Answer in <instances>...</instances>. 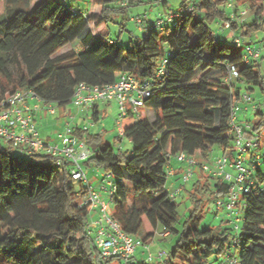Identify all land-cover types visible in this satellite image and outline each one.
I'll use <instances>...</instances> for the list:
<instances>
[{"label":"trees","instance_id":"obj_1","mask_svg":"<svg viewBox=\"0 0 264 264\" xmlns=\"http://www.w3.org/2000/svg\"><path fill=\"white\" fill-rule=\"evenodd\" d=\"M2 1L0 95L29 89L44 102L64 108L81 83L102 87L132 76L138 86L150 84L151 94L140 112L126 114L138 117L122 128L131 148L115 149L99 134L72 128V135L90 152L84 165L101 167L113 181L109 213L121 230L145 245L160 230L176 236L166 257L147 261L134 255L130 264H208L211 256L217 264L232 245L230 253H238V264H264V161L253 173L250 192L241 196L245 215L231 240L227 229L199 228V194L212 190L213 197H225L230 183L201 169L188 192L181 229L176 227L177 202L166 188L168 165L180 152L194 156L215 144L229 151L232 101L240 93L254 101V87L264 90L261 54L244 59V47L251 44L247 38L264 32L263 1L189 0L176 11L158 13L153 21L146 14L137 15L133 21L142 35L127 44L110 37L108 23L116 22L117 16L125 18L128 8L140 0H88L85 10L61 0ZM158 19L161 25H156ZM120 26L125 29L124 23ZM73 44L78 50L59 52ZM230 66L238 76L228 84ZM98 102L86 108L94 121L99 119ZM145 109L153 112V120L143 115ZM255 116L258 122H246L258 130L264 112L258 109ZM4 142L0 264H121L116 257H103L94 243L90 208L81 199L87 186L71 177L70 162L59 164L57 158L36 150L19 155L11 142Z\"/></svg>","mask_w":264,"mask_h":264},{"label":"built area","instance_id":"obj_2","mask_svg":"<svg viewBox=\"0 0 264 264\" xmlns=\"http://www.w3.org/2000/svg\"><path fill=\"white\" fill-rule=\"evenodd\" d=\"M262 1L264 3V0ZM171 18L172 15L167 18V21ZM136 21L140 22L141 19L137 18ZM162 23L163 20L158 19L156 25ZM236 41L239 45V40L236 39ZM259 55V49L249 45L244 47L245 61H249L250 58L256 59ZM237 76L236 68L230 66L225 81L229 84ZM150 94V84L148 82L138 86L132 76H122L118 81L102 87L79 84L75 89L72 103L78 108L86 109L92 107L98 101L114 99L117 102L119 114L123 117L126 116L128 110L137 115L140 112V107L143 106L144 101ZM30 100H35L34 108L39 107V104L42 103L50 113L54 112L52 103L44 102L29 89L6 92L0 95V138L11 142L19 155L36 150L57 158L59 164L64 161L70 162L71 177L87 186L86 192L81 196L82 202L88 204L90 210H98L99 216L89 224L90 228H92L91 225L94 226L93 230H89V232L94 233V243L103 257H116L121 261V264H130L131 257L135 255L136 249L143 246L146 250L145 259L147 261L154 258H164L167 255L165 250H157L153 255L147 244H143L140 238L122 231L119 223L111 217L109 203L99 197V191L101 190L105 193L108 201L111 202L114 184L109 174H104L103 182L98 188L99 191L90 188L81 162L89 156L90 152L84 142L79 141L72 135V128H66L65 134L62 136L63 146L60 148L45 143L40 138L34 124V108L29 105ZM252 103L253 99L247 93H240L238 99L232 101L229 115L233 136L231 148L217 158L212 167L206 163L200 165L201 169L206 171L208 175L219 177L230 183L228 194L225 197L216 198L215 208L217 211L225 210L230 217V221L235 222L236 232L239 230V222L241 221L238 216V202L242 195L250 192L255 182L253 173L264 161V151L259 152L264 138V123L260 129L255 130L253 122L240 123L238 121V116L243 109H246V104ZM262 106L264 107V101ZM262 111L264 112V110ZM117 124L121 135V121L117 120ZM82 129L86 130L87 128L83 127ZM176 160L186 163L181 175L182 182L185 183L192 176L196 159L194 156H188L180 152L176 156ZM172 173L173 170L168 169L167 174L171 175ZM181 189L182 187L178 190ZM171 195L174 196L172 193ZM232 247L235 246L232 245ZM217 264H238V261L235 255L229 252Z\"/></svg>","mask_w":264,"mask_h":264},{"label":"rangeland","instance_id":"obj_3","mask_svg":"<svg viewBox=\"0 0 264 264\" xmlns=\"http://www.w3.org/2000/svg\"><path fill=\"white\" fill-rule=\"evenodd\" d=\"M66 5H70L77 10H85L88 4V0H61ZM137 5L129 7L126 13V17L122 18L121 16H117L116 22H109L108 28L110 30V37L112 39H118L121 43L127 44L130 38H136L142 35V32L139 31L138 26L134 23L133 18L137 15L146 14L147 17L153 21L156 19V15L158 13H164L165 11H176L183 3H187L189 0H167V4L164 5L160 0H140ZM250 3H248L249 5ZM3 1L0 0V13L3 9ZM227 9V7H226ZM120 23H124V28L122 29ZM220 34L223 32L221 29L219 30L216 25H212ZM171 30V26L167 27ZM232 39V38H231ZM229 39L228 43L232 47L234 46L233 40ZM251 41L250 46L259 48L260 50V58L259 62V70L264 78V32L259 31L254 33L250 38H247ZM74 50H78V46L73 44L67 45L59 52L67 51L71 48ZM12 72H15L14 68H11ZM257 93L264 97V92H261L258 87H254V90L251 92L252 96L255 100H258ZM258 94V95H259ZM261 101V99L259 100ZM35 100H30L29 105L34 108ZM99 106V119L94 121L91 117V111L83 108H78L73 103H70L63 107L54 106V112L50 113L48 108L42 103L39 104V107L34 108L33 111V119L34 124L39 132L40 138L45 142L51 145H56L59 148L63 146V138L62 136L66 132V128H73L75 126H79L81 128L85 127L88 129L90 133H96L100 135V140L102 142H107L113 144L115 149L120 148L121 150H126L131 148V142L120 135L119 126L117 124V120L121 121V128H125L126 125L138 119L136 115H126L121 117L119 114V108L117 102L112 100L100 101L98 102ZM146 113L143 112V115ZM0 144L5 146V142L3 139H0ZM262 153L261 150H259ZM224 153L223 148L220 145L211 146L206 152L200 153L197 152L195 155L196 164L193 166V173L190 179L183 183L181 176L173 180V178L168 175L166 180V188L170 193H172L177 202V212H178V221L176 223V227L181 229L182 223L187 215V206L189 204V190L192 188V183L196 180L200 173L201 168L200 165L206 163L208 166L212 167L217 158L222 156ZM84 160H81L82 166L86 170V176L92 187L97 188L103 182L104 170L101 167L96 166H85ZM248 161V160H247ZM247 163V162H246ZM261 168H263V162L261 163ZM203 174H207L206 171L202 170ZM171 182H174V186L171 185ZM76 185H78L76 183ZM183 186V190H178ZM99 191V190H98ZM212 190H203L199 196L201 197L200 201V212H199V228L203 229L205 227H214L217 229H227L230 233V240L232 236L235 234L236 230L234 228L235 222L230 221V217L226 214L225 210H216V197L212 196ZM100 195L108 202L109 209L112 208V203L108 201L105 193L99 191ZM238 216L241 218L245 215V207L243 205V200L240 199L238 202ZM99 216V213L95 214V217ZM93 221V220H92ZM91 223V221H90ZM242 222H239L241 225ZM160 235V236H159ZM94 233H92V237ZM154 239V241H153ZM152 239L153 247L150 248V251L153 255L157 250H165L167 253L172 249L176 236L169 235V237L161 236V234H156ZM138 249L136 253H138ZM230 252H233V248H230ZM236 257H238V253H235ZM141 256V255H140ZM166 257V256H165ZM141 258H145V256H141ZM215 256H211L208 260V264H215L214 261ZM155 260V259H154ZM112 264H117L116 261H113Z\"/></svg>","mask_w":264,"mask_h":264},{"label":"crops","instance_id":"obj_4","mask_svg":"<svg viewBox=\"0 0 264 264\" xmlns=\"http://www.w3.org/2000/svg\"><path fill=\"white\" fill-rule=\"evenodd\" d=\"M238 85H239V86H244V84L241 83V82L238 83ZM261 92H264V90H262ZM258 94H259V93H257L256 95L258 96V98L261 99V101H259L260 99H258V100H255V99H254V101H253L252 104H246V109H243V110L240 112L239 116H238V119H239L240 121L246 122V120H251V121H253V122H256V121L258 120V116H255V113L258 112V109L264 110V107L262 106L263 101H264V97L262 98L263 93H261V94H259V95H258ZM96 110L98 111V115H99V106H98V105H97V107H96ZM144 112L146 113V116L149 118V120H153V119H154V114H153V112H151V110L145 109ZM260 150H261L262 152L264 151V138H263V140H262V143H261V149H260ZM199 152H200L201 154L204 153V152H202V151H199ZM195 155H196V154H195ZM195 155H194V157H195ZM185 166H186V163H185V162H178V161L176 160V158L173 157V158L170 160V163H169V165H168V169L173 170V173L170 175V177L173 178V180L178 179V178L182 175ZM84 169H85V168H84ZM85 172H86V170H85ZM104 174H105V173H104ZM86 177H87V176H86ZM103 177H104V175H103ZM87 181H88V184H89L90 188H92V189H94V190L97 189V188H95V187H92V185H91V183L89 182L88 179H87ZM171 185L174 186V182H171ZM98 188H99V187H98ZM167 190H168V189H167ZM181 190H183V187H182ZM99 197H100L102 200H105V199L100 195V193H99ZM106 198H107V197H106ZM97 213H98V210H97V209H91V210H90V214H89V222L92 221L93 219H95V218L97 217V216L95 217V214H97ZM157 234H161V236H164V237H169V235H168L167 233L162 232L161 230L158 231ZM159 236H160V235H159ZM153 241H154V239H153ZM147 245H148L149 249L152 248V247H153V242H152V240H151V242H149ZM138 248H139V249H138V253H136V251H135V257H136L138 260H142V259H144V258H141V256L144 255V256L146 257V252H145V250H144L143 247H138ZM136 250H137V249H136ZM140 255H141V256H140Z\"/></svg>","mask_w":264,"mask_h":264}]
</instances>
